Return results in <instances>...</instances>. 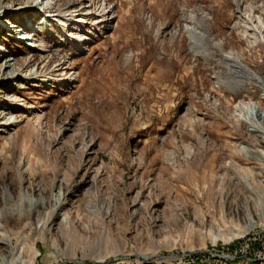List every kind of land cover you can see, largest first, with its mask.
I'll list each match as a JSON object with an SVG mask.
<instances>
[{"label":"rangeland","instance_id":"374dc122","mask_svg":"<svg viewBox=\"0 0 264 264\" xmlns=\"http://www.w3.org/2000/svg\"><path fill=\"white\" fill-rule=\"evenodd\" d=\"M0 2V264H264V0Z\"/></svg>","mask_w":264,"mask_h":264},{"label":"bare ground","instance_id":"6f19581e","mask_svg":"<svg viewBox=\"0 0 264 264\" xmlns=\"http://www.w3.org/2000/svg\"><path fill=\"white\" fill-rule=\"evenodd\" d=\"M5 7H3L2 2H0V19H6L10 18L11 15H7V12L4 10ZM24 10L18 9L15 13H23ZM29 19H21L20 21L14 18H10L8 21V27H4L6 24L5 21L0 20V34L3 35L7 33L6 37L9 38V40L19 43L21 40H29L31 37V33L28 27V21ZM191 20L194 22H197L200 24L202 29L204 30V33L202 34L196 26L190 27L187 26V34L190 36L191 40V47L195 46V36L197 35H203L206 37L207 40H210V33L209 30L206 28L205 25V18L198 20L194 15L191 17ZM10 30L9 32L6 30ZM70 29V30H69ZM4 30V31H3ZM72 30L77 31L76 33H73ZM47 31V30H46ZM47 31V33H44L46 36H43L45 40L48 41V43H53L57 39H62V41H68L71 45H75V49L77 51H84L85 45L89 40V36H87V31L84 30V28H80V26H74L73 28H70L68 23H62L60 27L57 29L56 32ZM2 36V35H1ZM69 37H72L70 39ZM34 47L41 49L42 51H46L48 48L46 44H44L43 41L37 40L34 42ZM6 48H3V45H0V53H1V59L0 62L3 64V68L11 70L12 66L10 64V61L7 60V54L9 52H6ZM41 51V52H42ZM211 51L206 48L204 53H202V56L204 59L208 60L211 57ZM228 64L229 72L225 76H222L224 79L234 80L237 79L238 81V88H243L246 84H256L259 83L261 78L260 76L253 71L249 66L244 65L242 61L237 57H226L225 61ZM72 77H70L71 79ZM240 90V89H239ZM5 242V240H2ZM19 264H24L20 260V258L16 261Z\"/></svg>","mask_w":264,"mask_h":264},{"label":"water","instance_id":"95a60500","mask_svg":"<svg viewBox=\"0 0 264 264\" xmlns=\"http://www.w3.org/2000/svg\"><path fill=\"white\" fill-rule=\"evenodd\" d=\"M143 259H146V260H148L149 258H144V257H142Z\"/></svg>","mask_w":264,"mask_h":264}]
</instances>
